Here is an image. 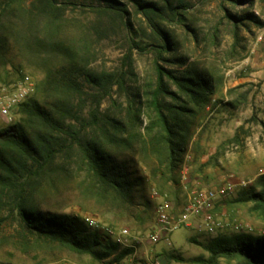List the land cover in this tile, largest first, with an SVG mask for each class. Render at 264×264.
<instances>
[{
  "label": "rangeland",
  "instance_id": "1",
  "mask_svg": "<svg viewBox=\"0 0 264 264\" xmlns=\"http://www.w3.org/2000/svg\"><path fill=\"white\" fill-rule=\"evenodd\" d=\"M118 1L116 6L126 11L109 7L107 0H56L57 10L41 21L55 23L57 48L29 54L11 37L8 62L0 64V90H14L30 75L35 91L26 102L49 108L59 100L69 106L68 122L77 127L99 108L109 130L110 119L120 118L149 141L158 131L150 132L157 127L153 98L160 63L172 74L165 76L166 91L159 100L177 126L176 179L155 180L152 166L141 165L147 191L140 193L133 211L120 210L90 191L89 175L77 164L79 151H69L70 165L46 177L37 204L43 212L77 216L102 235L108 236L93 229L87 218L100 226L127 228L128 245L119 244L103 257L78 252L30 232L5 210L0 264H243L237 258L212 259L208 247L213 236L194 229L179 228L156 244L150 242L160 201L151 190L172 202L177 217L191 191L230 186V196L217 204V215L241 224L239 232L264 235V209L247 200L251 190L261 191L264 184V0H142L153 3V11L141 10L131 0ZM31 2L41 7L40 0ZM56 76L66 84L62 91L50 84ZM189 81H206L209 87L191 86L195 91H189L183 86ZM20 108L12 124L24 118ZM134 111L141 115L139 125ZM104 122L88 126V140L152 163L143 144L130 149L124 145L127 136L113 143L103 132Z\"/></svg>",
  "mask_w": 264,
  "mask_h": 264
},
{
  "label": "trees",
  "instance_id": "2",
  "mask_svg": "<svg viewBox=\"0 0 264 264\" xmlns=\"http://www.w3.org/2000/svg\"><path fill=\"white\" fill-rule=\"evenodd\" d=\"M28 1L0 0V64L8 62L11 37H14L23 52L29 54H41L51 47L57 48L58 42L53 39L57 31L55 23L41 21L42 15L57 10L56 0H40L41 7L34 2L30 5ZM107 1L109 7L126 11L116 6L118 0ZM131 1L141 10L153 11L154 4L151 2ZM168 43L167 39L165 44ZM163 48L166 49V46ZM156 69L158 85L153 107L157 114V127H152L150 132L153 134L157 128L158 131L149 141L139 131L129 130L120 118L110 119L113 129L109 130V122L102 119L99 108L91 112L90 120L77 127L68 122L72 119L69 106L59 100L49 108L36 101H25L20 105L24 118L0 129V229L4 223V211L9 210L30 232L57 239L78 252L103 257L118 248L119 244L112 238L92 230L77 216L43 212L36 197L44 193V183L50 173L65 170L70 165L69 159L73 156H70L69 151L72 150L79 151L77 164L81 171H87L89 175L90 191L96 192L112 207L120 210L133 211L136 201L143 197L140 193L147 191L148 178L139 174L141 165L152 166L150 176L155 180L167 183L176 179L175 171L179 161V149L175 141L177 126L165 113L159 100L160 95L166 91L165 76L172 74L160 63ZM50 84L55 91H62L66 86L59 76L53 77ZM208 85L206 81L183 84L189 91H195L191 86L206 91ZM131 114L139 125L142 122L141 115L136 111ZM103 122V132L107 133L113 143L118 142L117 138L127 136L124 145L130 149L134 150L139 143L143 144L142 150L146 157H151L148 159L152 163L138 161L134 155L125 152L116 154L96 141L88 140L85 135L88 126ZM28 124H32L31 127ZM62 133H67L70 138L61 139ZM61 157H65L66 162L57 164ZM247 200L264 209V184L261 191L251 190ZM208 249L212 259L237 258L243 264H264V235L222 233L213 237Z\"/></svg>",
  "mask_w": 264,
  "mask_h": 264
},
{
  "label": "built area",
  "instance_id": "3",
  "mask_svg": "<svg viewBox=\"0 0 264 264\" xmlns=\"http://www.w3.org/2000/svg\"><path fill=\"white\" fill-rule=\"evenodd\" d=\"M34 91L35 81L30 75H25L14 90H0V122H3L0 129H5L13 123L14 112ZM230 193V186L195 189L188 194L180 213L175 217L172 202L163 198L156 189H153L152 197L160 199V201L155 210L157 226L149 235L150 242L156 244L166 238L170 232L183 227L213 237L229 230L239 232L241 224L222 218L215 211L220 199L230 196ZM87 221L93 229L104 230L114 242L128 245L130 232L127 228L117 230L110 226H100L96 221L88 218ZM152 264L161 263L156 260Z\"/></svg>",
  "mask_w": 264,
  "mask_h": 264
},
{
  "label": "crops",
  "instance_id": "4",
  "mask_svg": "<svg viewBox=\"0 0 264 264\" xmlns=\"http://www.w3.org/2000/svg\"><path fill=\"white\" fill-rule=\"evenodd\" d=\"M1 125H3V122H2V121L0 122V126H1Z\"/></svg>",
  "mask_w": 264,
  "mask_h": 264
}]
</instances>
